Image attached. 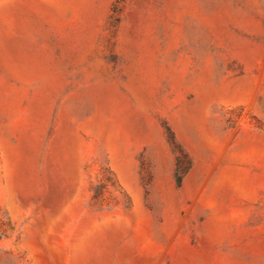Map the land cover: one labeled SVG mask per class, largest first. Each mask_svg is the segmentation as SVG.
I'll list each match as a JSON object with an SVG mask.
<instances>
[{
  "label": "rangeland",
  "instance_id": "rangeland-1",
  "mask_svg": "<svg viewBox=\"0 0 264 264\" xmlns=\"http://www.w3.org/2000/svg\"><path fill=\"white\" fill-rule=\"evenodd\" d=\"M0 264H264V0H0Z\"/></svg>",
  "mask_w": 264,
  "mask_h": 264
},
{
  "label": "trees",
  "instance_id": "trees-1",
  "mask_svg": "<svg viewBox=\"0 0 264 264\" xmlns=\"http://www.w3.org/2000/svg\"><path fill=\"white\" fill-rule=\"evenodd\" d=\"M183 174H184V169L179 167L178 171H177V179H178L179 182L182 180Z\"/></svg>",
  "mask_w": 264,
  "mask_h": 264
}]
</instances>
